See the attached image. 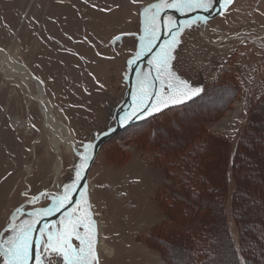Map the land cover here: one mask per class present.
Masks as SVG:
<instances>
[{"label":"rangeland","instance_id":"1","mask_svg":"<svg viewBox=\"0 0 264 264\" xmlns=\"http://www.w3.org/2000/svg\"><path fill=\"white\" fill-rule=\"evenodd\" d=\"M153 2L0 0V48L11 50L46 83L48 94L57 103V116L77 142L95 144L116 127V110L128 91L127 61L138 45L136 37L126 34L140 33V11ZM202 28L199 24L182 33L173 68L203 91L193 99L143 116L140 121L151 122L141 126L139 121L107 142L93 166L87 186L101 264H197L191 260L194 243L190 231H204L214 220L213 211L203 206V199L181 189L169 173V161L190 148L194 149L193 167L214 187H223L227 172H232L233 182L225 185V222L237 247L248 233L236 222L234 210L239 205L233 200L243 195L240 192L259 198V191L264 194V156H260L264 152V47L236 37H261L264 0L236 1L222 19L207 26L208 41ZM141 69L148 70L146 65L138 71ZM135 93L136 88L133 100ZM26 94L0 74V231L17 207L23 206L27 213L48 206L49 201L43 198L34 205L25 204L32 195L55 193L69 182L77 162L71 151L62 148L63 170L56 181L58 155L37 102L29 106ZM193 101L194 105L157 119L170 108ZM16 119L32 125L34 133L15 130ZM251 122L253 137L261 140L251 148L245 146L244 153L252 156H238L232 170L230 150L239 148V139ZM215 135L229 140L223 150L218 149L221 141L214 139ZM200 141L207 142L208 149L196 156L195 144ZM244 169L251 171L253 179L263 178L261 183L237 179L235 175ZM249 213L250 222L264 225L258 209ZM26 218L19 217L17 223ZM263 233L264 226L258 234L251 233L257 239V253H240L249 264L250 260L251 264H264V239L259 238ZM105 246L110 254L104 251ZM224 247L222 253L216 252L212 264H237L228 243Z\"/></svg>","mask_w":264,"mask_h":264},{"label":"snow or ice","instance_id":"2","mask_svg":"<svg viewBox=\"0 0 264 264\" xmlns=\"http://www.w3.org/2000/svg\"><path fill=\"white\" fill-rule=\"evenodd\" d=\"M84 2L88 3V0ZM131 2L136 4L138 0ZM233 3L234 0H155L142 7L140 33L126 34L136 37L138 45L133 57L127 61L128 72L125 76L140 67L138 61L144 56L152 55L148 61V70L136 71L135 107L125 112L120 121L122 124L133 117L138 120L158 113L170 104L178 105L193 99L203 91L201 87H194L177 75L173 68L177 58L174 53L186 29L206 24L212 13L222 14ZM168 10L182 15L194 11L208 15L179 21L167 17ZM165 33L169 38L162 40ZM157 48L158 51L153 52ZM94 150L93 142L81 143L76 147L77 162L73 165V178L55 193L41 191L26 201L28 205H34L43 198L49 201L48 206L27 213L23 206L13 211L6 227L0 231V264H101L97 249V225L91 211L93 205L89 201L87 184H82L94 158ZM22 195L28 197V192ZM57 213L60 214L58 221L42 224L44 218ZM22 216L27 218L17 223L18 217ZM40 224L42 226L37 227ZM73 240L78 243L74 244Z\"/></svg>","mask_w":264,"mask_h":264},{"label":"trees","instance_id":"3","mask_svg":"<svg viewBox=\"0 0 264 264\" xmlns=\"http://www.w3.org/2000/svg\"><path fill=\"white\" fill-rule=\"evenodd\" d=\"M195 101L192 103H187L182 106L172 107L170 110L166 111L165 113L161 115H157V119L159 117L165 116L170 111H178L185 108L190 107V105H194ZM196 106V105H195ZM261 106V104H260ZM193 107V106H192ZM259 109H256L255 111L258 112ZM151 119V118H150ZM160 119V118H159ZM151 120L143 119L139 122V125H145V123H149ZM253 122L250 123L248 126L245 134L242 135V137L239 139L238 149L230 150V166L233 170V167H235V160L238 156H252V154L244 153L246 151V147H253L255 141L259 142L260 139H256L254 135L253 130ZM214 139H218L221 141V145L218 148L219 150H223L224 146H226V142L229 141L226 137H220L218 135L213 136ZM219 146V145H218ZM222 146V147H221ZM246 146V147H245ZM221 148V149H220ZM193 148L188 149L187 152L191 154L188 156L187 152L186 154L180 155L179 158L171 159L169 161V173L174 178L175 181L178 182V185L181 189H185L191 196L196 197L198 199H203V206L207 209L211 208V211H213V217L214 220H210L209 223H207V228L204 231L200 232H194L190 231L191 238L193 239L194 243V249H191V260L193 262H196L197 264H212L213 260L212 258L216 257V252H223L225 251L224 245L228 243V247H231V252L235 257V260L237 264H249V260L244 259L241 257V252L243 254L250 255L251 253H257L255 252V246L257 244V239L252 236L253 233L258 234V231L260 232V229L263 225V222H257L252 223L250 222L252 217L249 213L252 209H258L260 211V215L264 216V200L261 199L264 197V194L259 191L260 198L252 193L246 192H240V194H243L242 196H236V198L233 200L236 206V203H238V207L235 208V219L236 222L240 226L243 225V229L246 230L248 233L243 238H241L240 246L237 247L233 241L231 231L229 229V226L227 222H225L226 219V211H225V201H226V191H225V185H229L231 182H233V176L232 172H227V178L226 183L223 185V187H214V184L212 185L211 181L205 176H201V174L198 172L196 168H194L195 162L192 160L191 156L194 155ZM195 149L197 150L196 156H201L205 154V152L208 149V143L204 141H200L197 144H195ZM260 156H264V152L260 154ZM232 176V177H231ZM237 179H240L241 182H247L251 181L253 183H261L263 178L258 177L253 179V175L251 171H247V169L241 170L240 174L235 175ZM235 177V178H236ZM232 178V179H231ZM242 184H240L241 186ZM242 187V186H241ZM263 188V185L261 186ZM246 189V188H241ZM241 197V198H240ZM219 216H216V215ZM250 215V216H249ZM243 221V222H242ZM210 231V232H209ZM215 231V232H214ZM242 231V228H241ZM220 233L224 236L221 238ZM215 235V237H214ZM243 235V233H242ZM213 236L214 239H211L209 237ZM226 242L225 243V239ZM260 239H264V233L263 235L259 236ZM264 241V240H263ZM262 241V242H263ZM225 243V244H224ZM230 245V246H229ZM249 253V254H248ZM261 256V255H260ZM259 256V257H260ZM252 263V260H250ZM250 263V264H251Z\"/></svg>","mask_w":264,"mask_h":264},{"label":"bare ground","instance_id":"4","mask_svg":"<svg viewBox=\"0 0 264 264\" xmlns=\"http://www.w3.org/2000/svg\"><path fill=\"white\" fill-rule=\"evenodd\" d=\"M202 34L208 41L205 27L203 28ZM247 38L251 39V41L259 46L264 47V33H262L261 37L258 39L246 35L236 37L239 41H243ZM0 74L4 75L8 80H13L16 85L27 91L26 97L29 99V106L32 105L33 101L37 102L43 118L44 129L48 133L50 144L58 155L56 181H59L63 170V157L61 156L62 148H66L75 155L76 147L79 146L80 143L77 142L75 135L72 133L69 126L57 116V103L54 102L48 94L46 83L38 78L27 64L21 63L17 56L12 54L11 50L6 51L0 48ZM32 86L36 89L35 93L33 92ZM13 128L15 130H24L25 133L29 135H32L35 130V128L28 122H22L18 119L14 121ZM40 134L42 135L41 131ZM27 171L28 173L30 172V167H27ZM101 246H103V241H101ZM104 251L106 254H110V250L106 246Z\"/></svg>","mask_w":264,"mask_h":264},{"label":"water","instance_id":"5","mask_svg":"<svg viewBox=\"0 0 264 264\" xmlns=\"http://www.w3.org/2000/svg\"><path fill=\"white\" fill-rule=\"evenodd\" d=\"M169 12H170V10L167 11L166 15ZM219 14L220 13H217L216 16L219 15ZM202 15H208V14L200 11V12H197V13H193V14H190V15H186L185 18L186 19H191V18H193L195 16H202ZM157 49H154L153 52L157 51ZM151 55L152 54L150 53V54L144 56L140 61H138L140 67L142 65H146V66L148 65L147 59L149 57H151ZM139 68H136L133 72H131L129 74V78H128V91H127L125 100L122 103V105L116 110V114H115L116 127H115V129L112 130L110 133L99 137L98 140L96 141V143L94 144L95 145L94 158L90 162L89 168L87 169V171L85 173L86 179L84 181H82V184L86 183L88 185L91 171L93 169V166H94V164L96 162V159H97V157L99 155V152H100L101 148L107 142H109L110 140H112L115 137H117L125 129H127V128L133 126V125H136L141 120V119H138L137 120V119H135L133 117L130 121H125L123 124L120 122L121 121V118L125 114V112H129L131 110V108H133L134 100H133L132 96H133V91H134L135 83H136V71H138ZM149 102H151V101H149ZM137 114H139V112H137ZM74 199H79V197H74ZM25 205H28V204L26 203ZM59 219H60V214L57 213V214H55V215H53L51 217L44 218V220L42 221V224H43V222L51 223V222H54V221H58ZM42 224L37 225V227H41Z\"/></svg>","mask_w":264,"mask_h":264},{"label":"flooded vegetation","instance_id":"6","mask_svg":"<svg viewBox=\"0 0 264 264\" xmlns=\"http://www.w3.org/2000/svg\"><path fill=\"white\" fill-rule=\"evenodd\" d=\"M236 1H238V0H234V3H233L231 6H228V7L226 8V10H225L222 14L220 13L219 15L216 16L217 13H215V12L212 13V15H211L210 19L208 20V22H207L206 24H203V23H202L203 28L205 27V29H206L207 26H210V25H211V23H214V22L217 21L218 19H222L223 16L226 14V12L229 11V10L235 5ZM197 12H200V11H194V12H192V13H190V14L197 13ZM190 14H188V15H190ZM206 14H208V13H206ZM185 16H186V15H182V14H180V13H177V12L173 11V10H170V12L167 14V17H172V18H174V19H176V20H179V21L190 20V19H186ZM202 16H204V15H202ZM191 19H192V18H191ZM203 28H202V30H203ZM206 32H207V29H206ZM168 38H169V37H168V35H167L166 33L162 36V40H166V39H168ZM157 51H158V49H157ZM150 59H151V57H149V58L147 59V62H148Z\"/></svg>","mask_w":264,"mask_h":264}]
</instances>
